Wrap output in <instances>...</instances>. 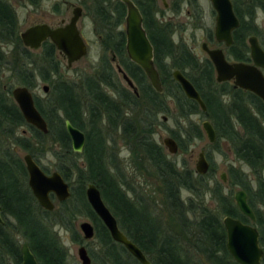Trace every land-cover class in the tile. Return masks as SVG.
<instances>
[{
    "label": "trees",
    "instance_id": "obj_1",
    "mask_svg": "<svg viewBox=\"0 0 264 264\" xmlns=\"http://www.w3.org/2000/svg\"><path fill=\"white\" fill-rule=\"evenodd\" d=\"M32 5L36 0H28ZM260 1H252L246 14L253 18L251 9ZM111 0H92L91 12L104 32V48L116 56L124 72L134 82L139 96L118 85L115 74L105 58L101 71L93 76L79 77L77 81L58 76L57 51L45 43L42 53L27 52L18 37V21L14 8L0 1V45L14 46L7 58L0 47V207L4 225L0 226V264H20L21 237L39 264H67V252L62 247L53 227L57 224L72 231L76 218L83 216L93 223L101 257L99 264H139L119 244L114 243L107 229L91 210L85 198V188L94 184L114 217L120 230L144 253L151 264H237L226 249V233L222 224L225 216L241 221L233 200V190H244L248 204L256 213V205L264 206V105L249 92L234 89L228 83H217L212 64L200 61L184 44H175L170 24L155 18L154 0H140L136 4L143 16L144 28L154 50V64L160 75L163 93L153 91L142 70L131 63L125 52L124 5L115 1L114 8L106 7ZM240 28L234 33V50L247 51L246 37L256 35L250 22L245 23L241 14ZM179 70L201 96L206 112L183 95L172 79V71ZM52 73V80L49 77ZM9 74L11 84L33 89L36 77L49 83L44 98L34 96L35 105L48 125L43 135L26 124L11 98V87L2 86L3 76ZM53 76H56V78ZM5 86V87H4ZM109 90V93L106 90ZM167 99L174 103L177 118L187 119L200 114L209 121L216 133L213 148L225 156L220 143L229 149L234 160L249 169L246 174L241 166L230 164L227 175L228 192L219 180L208 184L205 176L195 175L188 169H178L152 137L155 119L169 112ZM141 102V103H140ZM142 107L138 121L132 120ZM136 116V115H135ZM85 133L83 152L71 150L64 121ZM179 149L185 150L194 139H202V131L195 124L172 131ZM129 146L130 153L151 171L160 184L163 201L154 212L148 199L132 198L119 181L117 162L112 153L115 140ZM53 141L58 151L57 170L71 187V197L58 204L59 210L46 212L32 196L24 163L15 158V148L30 154L36 163L45 154L47 141ZM81 161V162H80ZM41 167V166H40ZM46 171V169H43ZM114 171V173H112ZM213 172L210 168L208 175ZM116 173V174H115ZM225 184V185H226ZM132 191V189H129ZM186 192V199L182 192ZM206 195L208 198H206ZM104 201V200H103ZM146 203H145V202ZM149 210L152 212H149ZM179 228L173 232L165 223L164 214ZM257 213V217L260 218ZM11 218L10 222L7 219ZM57 218V219H56ZM264 246V236L260 240ZM264 264V261H263Z\"/></svg>",
    "mask_w": 264,
    "mask_h": 264
},
{
    "label": "water",
    "instance_id": "obj_2",
    "mask_svg": "<svg viewBox=\"0 0 264 264\" xmlns=\"http://www.w3.org/2000/svg\"><path fill=\"white\" fill-rule=\"evenodd\" d=\"M119 1L126 6L124 34L127 57L131 63L142 70L153 91L162 94L164 89L154 64L153 46L143 27L142 15L131 0ZM210 1L217 14L216 40L230 46L232 44V32L239 25L232 4L230 0ZM79 16V9H76L70 23L63 28L50 29L47 25L27 28L19 33L20 42L23 47L37 51L44 42L49 41L66 58L67 66L71 67L87 55V46L76 27ZM248 44L252 64L229 63L222 50H210L205 44L202 45V50L207 54L214 67L217 83L232 81L235 88L253 94L264 104V51L259 46L256 37H250ZM112 61L115 62L116 58L114 57ZM117 71L122 75L123 80L134 95L138 97L139 94L132 79L119 65H117ZM172 79L179 85L185 98L194 101L205 113L206 106L193 84L179 70L172 71ZM42 91L47 94L49 87L44 86ZM10 93L26 124L43 135H47L48 125L38 111L30 89L25 86H17L12 88ZM64 126L70 139L71 150L77 154L82 153L86 143L84 132L74 127L68 120L64 121ZM202 129L208 142L214 144L216 133L212 124L205 120L202 123ZM162 145L168 149L170 155H175L178 152V143L171 137L163 139ZM23 162L27 173L28 188L41 209L52 212L55 209L54 201L64 203L71 197V187L58 171L46 174L30 154L23 157ZM209 169L210 165L205 152L201 151L197 156L195 172L199 176H204L209 172ZM221 181L224 185L227 183L225 174L221 176ZM85 198L93 213L107 229L112 241L121 245L139 264H151L139 247L120 230L117 219L104 203L99 189L94 184L86 185ZM233 200L240 214L253 223L256 217L248 204L246 192L241 189L236 190L233 194ZM222 224L226 233V249L233 261L237 264H261L264 252L259 245L256 229L230 216L223 217ZM2 225H4V221L0 207V226ZM79 229L85 241L94 238L95 230L91 223L83 222L79 225ZM20 252V264H39L26 243H23ZM77 255L81 264H92L84 246L79 247Z\"/></svg>",
    "mask_w": 264,
    "mask_h": 264
},
{
    "label": "rangeland",
    "instance_id": "obj_3",
    "mask_svg": "<svg viewBox=\"0 0 264 264\" xmlns=\"http://www.w3.org/2000/svg\"><path fill=\"white\" fill-rule=\"evenodd\" d=\"M72 4L83 2L85 0H66ZM110 1V0H109ZM116 0H111V4L106 3L107 8H114V3ZM264 1V0H261ZM7 2L14 8L17 21H18V34L23 32L25 29L33 26L36 23H47L50 25H56L59 23L60 19L64 16L67 17V21L71 18V9L69 11L66 10V7L62 3L61 0H46L41 1L38 6H32L27 2H22L21 0H7ZM84 3V2H83ZM198 5H200V11H198V15L193 11L191 5L187 2H181L179 4L178 12H175L171 7L173 5V1L169 0V10L165 11L163 9V5L161 0H156V4L159 12V17L162 16L164 21H172L176 26V34L174 36L175 42H180L185 44L195 55L198 56L200 61L208 59L206 54L201 50V44L203 42H208V34L213 31L214 28V18L211 13V6L209 0H198ZM264 5V2H261ZM86 4V3H85ZM84 4V5H85ZM57 7L58 10L61 12H55L54 7ZM89 7V6H87ZM84 15L83 18L80 20L78 24V29L80 30V34L84 42L86 43L88 50L87 55L82 58L77 63L73 64L71 68L67 67V61L64 57L57 56V61L59 63L58 69V76L61 79H66L69 81H77L79 77H87L93 76L96 73L101 71V61L102 58H105L106 62L109 63L111 66L113 73L115 74V79L118 82V85L122 88L126 89L127 91L132 90L128 87L125 81L122 78V75L117 71V65L120 66L119 62L116 60L115 62L112 61L116 56L109 50L105 49L104 44V32L99 28V23L97 24L96 19L93 18L92 12L83 7ZM242 15H245L244 7H241ZM89 10V11H88ZM164 10V11H163ZM202 10V11H201ZM162 12V13H161ZM198 16V17H196ZM196 17V18H195ZM247 21L248 17H244ZM255 22L260 26L262 22H264V13L256 9L255 10ZM124 23L119 26L118 29L124 30ZM22 45V44H21ZM1 50L4 51L5 56L9 58L11 56V51L13 50L14 46L10 43H5L0 45ZM23 47V45H22ZM24 49H27L23 47ZM40 50V49H39ZM27 52L37 54L39 51H33L27 49ZM42 53V50L38 53ZM121 67V66H120ZM50 79L52 80V73L48 74ZM56 76H53V78ZM11 77L9 74L3 76L2 86L6 85L5 88L17 87L19 85L11 84ZM13 82V81H12ZM135 85V84H134ZM44 86H50L49 83L43 82V80L37 76L36 77V86L30 91L33 93L35 97L38 99L44 98L45 94L42 91ZM109 93V90H106ZM132 94H134L132 92ZM167 104L169 106V112L159 114L155 119L153 129L152 130V137L153 140L162 146L163 151L168 155L169 159L176 165V167L180 170L188 169L194 172L195 175V164L197 161V156L201 151L205 152V155L209 158L210 168L213 169V172L210 175L207 174L205 176V180L208 184L213 183V179L221 181V176L225 174V178L227 180V169L230 164H233L235 167L241 166V169L250 175L249 169L244 165L236 162L229 152V149L223 142L220 143V148L225 152V156L220 155L217 152L212 144L208 142V139L202 129V123L205 121L200 114H194L189 116L187 119L177 118V110L174 107V103L170 99H167ZM141 103V102H140ZM142 107L140 106L138 111L132 115V120L138 121L140 116ZM136 115V116H135ZM192 123L199 127L202 131V139H194L189 146H185V150L178 149V152L175 155H170L168 149L162 145V140L167 137H172V131L177 130V125L180 127H188V124ZM174 139V138H173ZM113 150L112 153L115 154L117 158L115 166H113V170H117V175L119 176V181L122 185V182L127 187H123V190L127 191V194L132 198L136 199H143L147 200L148 207L154 212L156 209L160 207L161 202L163 201L162 194L160 192V184L158 183L155 176L152 174L151 171L147 170L135 155L130 153L129 146L124 145V143L120 139L115 140V144L112 143ZM58 151L57 145L53 141H47L43 155L39 161L41 168L46 169L44 171L46 174H51L57 170V159L53 156L54 152ZM15 158L23 162V157L28 154L20 149L15 148ZM81 162V161H80ZM24 163V162H23ZM112 171V173H114ZM116 174V173H115ZM264 178V175H263ZM253 176H249V179L252 180ZM225 192H228L229 188L226 185ZM129 189H132L129 190ZM238 190L234 188V192ZM182 198L186 199L189 196H186V192H182ZM206 198L208 196L206 195ZM104 202L107 203L108 201L106 198H103ZM145 202V201H144ZM146 203V202H145ZM55 210L58 211V204L54 201ZM260 212V217L264 219V208L256 205L255 207ZM149 212H151L149 210ZM152 213V212H151ZM165 223L168 227L173 231L178 233L179 228L176 224L165 215L166 213L163 212ZM57 219V218H56ZM8 221L12 222L13 220L9 217ZM83 222H89L93 225L92 221L86 217L80 216L74 220L73 223V230H67L62 225L57 224L53 227L55 234L57 235L59 242L61 243L62 247L67 252V264H81L80 260L78 259L77 251L80 246H84L91 257L92 264H99L98 261L100 260L101 254L100 249L98 246V241L93 238L91 240L85 241L83 239V235L79 229V225ZM17 243L19 245H23V240L21 237L16 236Z\"/></svg>",
    "mask_w": 264,
    "mask_h": 264
},
{
    "label": "flooded vegetation",
    "instance_id": "obj_4",
    "mask_svg": "<svg viewBox=\"0 0 264 264\" xmlns=\"http://www.w3.org/2000/svg\"><path fill=\"white\" fill-rule=\"evenodd\" d=\"M0 1H4V2H7V0H0ZM22 2H27V3H29L30 5H32L28 0H21ZM41 1H46V0H36V2H35V4H33L32 6H38L39 5V3L41 2ZM62 1V3L64 4V6L66 7V10L67 11H69L70 9H71V18L73 17V12L76 10V9H79V14H80V16H79V18H78V20H77V22H76V27H77V29H78V24H79V22H80V20L83 18V15H84V12H83V9H85V8H83L84 6L86 7V8H88L89 10H91V1L92 0H85V1H83V2H77V3H75V4H72V3H70V2H67L66 0H61ZM116 1H118V2H120L119 0H116ZM135 5H136V7L138 8V10L140 11V8L138 7V5L136 4V1H140V0H131ZM168 1L169 0H161V3H162V5H163V9L165 10V11H167V10H169V8H171V7H173L172 9L175 11V12H178V8H179V4L181 3V2H187V3H189L190 5H191V8L193 9V11L196 13V15H198L199 13H198V11H200V5H198L199 3H198V0H172L173 1V5L171 6V7H169V4H168ZM252 1H254V0H230V2H231V4H232V9H233V12H234V14H235V16H236V18L238 19V21H239V25H238V27L232 32V44L230 45V46H226L223 42H218L217 40H216V37H215V26H216V12H215V10L213 9V6H212V4H211V1L209 0V3H210V6H211V13H212V15H213V18H214V28H213V31L212 32H210L209 34H208V36H207V38H208V42H203L202 44H201V50H202V45L203 44H205L206 45V47L208 48V49H210V50H216V49H220V50H222V52H223V54H224V56H225V59L227 60V62H229V63H246V64H252V60H251V58H250V52H249V44H248V39L250 38V37H256L257 38V41H258V44H259V46L261 47V49L264 51V22H262V24L259 26L256 22H255V10L256 9H259V10H261L263 13H264V5L261 3V2H264V1H261V0H255V1H260V3L258 2V3H256V6L255 7H253V9H251V12L253 13V18L252 17H250L249 15H247L246 14V10H247V8H248V6H250L251 5V3H252ZM154 2H155V7H156V14H155V18L157 19V20H159V22H162V23H164V24H170L171 26H172V29H173V33H172V39H173V41H174V43L175 44H183V43H180V42H175V40H174V36H175V34H176V26L174 25V23L172 22V21H164V19L162 18L163 17V13H162V16L161 17H159L158 15H159V12H160V10L158 9V7H157V4H156V0H154ZM8 3V2H7ZM86 3V4H85ZM121 3V2H120ZM85 4V5H84ZM122 4V3H121ZM124 5V4H123ZM87 6H89V7H87ZM58 7V6H57ZM57 7L55 6L54 7V11L55 12H58V13H60L61 11L60 10H58L57 9ZM241 7H244V10H245V15H242V13H241V10H243V9H241ZM124 8H125V16H126V6L124 5ZM88 10V11H89ZM163 10V11H164ZM179 10H180V8H179ZM202 11V10H201ZM140 13H141V11H140ZM238 14H241L242 16H243V18L244 17H248V20L246 21L245 19H244V22L245 23H247V22H250L249 20L251 19V22H252V25H253V27L255 28V30H256V35H250V36H247L246 37V45H247V48H248V50L245 52V51H241V50H239L238 52H240L241 54V58H237L236 56H234L235 54H233V53H235V52H237L236 50H234L232 53H230V50L233 48V46H234V39H233V36H234V33H235V31L237 30V29H239L240 28V24H241V19H240V17L238 16ZM142 15V14H141ZM17 17V16H16ZM196 17H198V16H196ZM195 17V18H196ZM71 18L69 19V21H67V17H63V18H61L60 19V21H59V23H57L56 25H50V24H47V23H36V24H34L33 26H38V25H47L50 29H57V28H63V27H65L66 25H68L69 23H70V21H71ZM142 18H143V16H142ZM124 26H125V17H124ZM30 27H32V26H30ZM29 27V28H30ZM143 27H144V21H143ZM124 29H125V27H124ZM145 29V28H144ZM26 30V29H25ZM78 31H79V33H80V30L78 29ZM124 31V30H123ZM146 31V30H145ZM147 33V32H146ZM81 35V34H80ZM125 35V34H124ZM148 36V35H147ZM18 37H19V34H18ZM45 43H50L49 41H46V42H44V44ZM44 44L42 45V47L40 48V50H37V51H41L42 50V48H43V46H44ZM51 44V43H50ZM86 44V43H85ZM185 45V44H184ZM87 46V45H86ZM186 46V45H185ZM234 49V48H233ZM56 50V49H55ZM87 50H88V47H87ZM57 51V50H56ZM203 51V50H202ZM38 52V53H39ZM126 52V51H125ZM204 52V51H203ZM37 53V54H38ZM205 53V52H204ZM57 54L59 55V56H62V57H64L62 54H60L58 51H57ZM206 54V53H205ZM126 56H127V54H126ZM206 56H207V54H206ZM65 58V57H64ZM128 58V57H127ZM207 58H208V56H207ZM66 59V58H65ZM129 60V59H128ZM207 60H209V58L207 59ZM67 61V60H66ZM210 61V60H209ZM210 63H211V61H210ZM212 64V63H211ZM213 66V65H212ZM68 67V66H67ZM72 67V66H71ZM71 67H68V68H71ZM138 67V66H137ZM213 69H214V67H213ZM214 73H215V70H214ZM264 73V72H263ZM225 83V82H224ZM226 83H228L230 86H232L234 89H238V88H235L234 87V85H233V82L232 81H230V82H226ZM241 90V89H240ZM246 92V91H245ZM262 102V101H261ZM263 103V102H262ZM264 105V104H263ZM35 129V128H34ZM85 134V133H84ZM86 138V137H85ZM206 156V155H205ZM206 159L208 160V162H209V158L206 156ZM209 165H210V162H209ZM264 175V174H263ZM57 204H60V203H57ZM260 207H263L264 208V206H262V205H259ZM252 209V208H251ZM55 210V209H54ZM253 210V209H252ZM257 210V209H256ZM253 212H254V214H255V217H256V220L252 223L251 221H250V219H248V218H246V217H244L243 215V217H244V220L243 221H241L243 224H246V225H250V226H252V227H254L255 229H256V231H257V233H258V238H259V245H260V247L262 248V250H263V252H264V246H262V244H261V242H260V240H261V235H263L264 236V219L263 218H258L257 217V213H259L260 214V212L257 210L256 211V213H255V211L253 210ZM89 254V253H88ZM90 256V255H89ZM91 258V257H90ZM92 260V259H91ZM263 261H264V255H263V258H262V260H261V264H263Z\"/></svg>",
    "mask_w": 264,
    "mask_h": 264
}]
</instances>
